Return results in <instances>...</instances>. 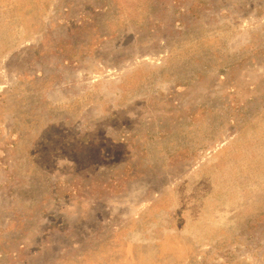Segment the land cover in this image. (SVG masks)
<instances>
[{
    "label": "rangeland",
    "instance_id": "1",
    "mask_svg": "<svg viewBox=\"0 0 264 264\" xmlns=\"http://www.w3.org/2000/svg\"><path fill=\"white\" fill-rule=\"evenodd\" d=\"M0 264H264V0H0Z\"/></svg>",
    "mask_w": 264,
    "mask_h": 264
}]
</instances>
